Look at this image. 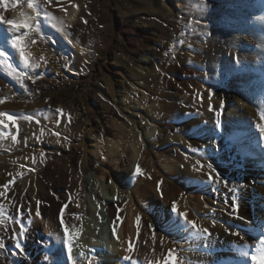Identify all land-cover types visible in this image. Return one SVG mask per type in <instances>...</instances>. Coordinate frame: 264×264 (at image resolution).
I'll return each mask as SVG.
<instances>
[{"label":"bare ground","instance_id":"1","mask_svg":"<svg viewBox=\"0 0 264 264\" xmlns=\"http://www.w3.org/2000/svg\"><path fill=\"white\" fill-rule=\"evenodd\" d=\"M54 1L56 2L51 0L52 3H49L47 0H39L41 9L51 14V17L54 18L50 21L44 20L43 17L38 19L35 16L36 14L34 15V12L28 6H25L27 0L9 3L8 7L0 6V15L4 17L5 21L11 19L23 23L26 17H31V19L27 20V23L31 27L28 29L21 28L19 33L9 32V26L6 23L4 25L0 24V47H10L9 41L14 35L33 34L35 37L41 36L40 47H36V51L33 50L34 52L31 51L29 54H25L29 58V65L27 67L21 62L17 50L14 51L13 63V66L17 70L22 69V72H24L29 68L33 73L38 74V78L42 76L37 70L38 67L42 68V70L46 68L42 65L44 58L48 66L54 68L50 57L58 52L64 54L67 48L72 51V54L74 53L73 57H71L74 62V68H81L88 59L87 48L78 40L71 37L67 31L69 24L74 23L75 25L79 16L82 19L84 18V16H81L83 10L82 2L80 3L78 0ZM167 1L172 3L176 10L180 7L182 8L183 5L185 7L179 12H172L170 7L156 9L153 3L146 2L143 9L130 10L127 14L122 10L119 13L114 9L111 14L114 19H119L120 16L123 23L129 24L126 27L123 24L120 26L118 21L119 31L113 35V38L117 37L124 44H127V46L128 43L131 47L133 44V50L129 58L132 64L131 68L122 69L118 65V60H114L113 62L112 59V61L108 60V68L103 65V68L108 71L106 78L112 97L118 96L121 102L131 103L134 109V111H131L133 114H130V125L123 123L120 126L122 133L127 135V132H129V135L126 137H130L128 143L131 146L129 165L132 175L128 178H123L122 180L114 178L117 175L110 168L108 174L101 172V184L94 177L86 178V180L82 177L77 182V171L72 165L69 166L63 162V159L60 158V153H63L65 159L68 157L73 159L79 148H83L85 153L82 168L85 170L93 162V157L96 159H100V157L112 158L118 166L124 154L122 142L120 140H107V147L105 148L103 137L96 140L89 139V134L94 135L97 132V130L95 131V129L90 127L87 133L79 135L70 143L65 137L68 136L69 128L76 123L78 114L71 109H68L65 113H61L60 109L57 110V113L46 109L48 105L44 102L43 89L45 90V87H43L42 83L39 85L33 83V81L20 75L19 71L13 74L5 67L4 63H0V72L3 76L7 77V79L13 78L21 84V87H17L18 94H27L30 96L29 100H33L31 106L26 105V102L24 104L21 103L19 106L16 103L18 101L17 98H13L12 96L14 92L6 89L5 93L0 94V98L8 95L7 92H9V98L4 103L0 101V112L13 116L22 113L31 114V112L38 114L40 112L42 118H38L33 125L37 129L36 132L39 133V137L48 140V138H44V134L49 132L48 129H50L55 139L58 140V142L55 140L56 142L54 141L53 145L46 146L43 152H39V150L36 154L29 151L23 152V158L27 161L26 163L33 165L36 169L39 168V173L44 175L43 180L39 182L41 192L39 193L36 187L40 174L26 172V175L32 177V186L34 185L33 191L28 194L27 198L25 197L23 200V192L18 195L17 187L8 199L4 200L0 198V205L7 207L5 215L10 217L3 225H0V244L4 245L0 247V264H16L12 262V256L13 249L16 248V237L19 236L20 241L23 240L20 231L21 223L25 225L24 232L29 234V237L38 234L39 245H37V248L34 247L35 249L31 250L32 254L37 256L38 264H68L65 256L64 233L61 231L59 220H55L53 217L51 218L47 215V212L59 215L65 204L68 205L67 207H70V218L73 224L76 222L74 236L78 240L77 250L79 251L77 252L76 259L78 263L76 264H113L112 262L123 259L125 256H130L131 260L136 262V264H160V261L166 258L170 248L183 250L180 254V260L184 264H246L247 257L244 253L247 251L249 254H252L256 251V244L262 238V235L258 233V228L264 223L263 211L258 206L260 203L264 205V201H262L264 198V141L260 137V142H262L260 148L263 146V153L261 164L259 161V169L249 168L246 171H238L234 165L236 163L234 157L231 156L229 158L228 154L225 153V136L229 135H225L224 137L220 135L215 126V121L218 119L219 107L227 103L225 126L228 134L231 128L235 130L242 128V130H245V135L250 132L249 125L251 123H248L249 121L243 118L242 121L245 125H241V120L238 118L240 114L238 115V113L236 114L232 110L234 106L232 104L238 103L240 105L241 101L249 98L237 91V89L235 90L234 83L239 76L247 75H252L254 81L259 80V83H264V23H261L257 19L264 16V4L259 7L258 13L260 15L255 19L249 20L247 14L237 12L240 14L236 15L232 11L228 12L222 9L220 5L235 4L237 6L242 1L246 4L247 2L255 4L257 0H230L232 3L225 0ZM205 4L207 5L206 9L203 7ZM252 8L256 9V6H252ZM168 10L172 12L169 15L167 14ZM226 12L230 16L241 17V23L234 18L225 20L224 15H226ZM252 12H255V10H252ZM219 18L223 26H227L228 24L232 25L231 27H241L246 33L252 27L253 30L250 31L252 36L249 35L247 37L251 38L250 41L248 42V39H246L237 44L236 41L233 42V39L228 38L229 35H226L224 32L220 33L219 31L211 33L210 37L209 31L211 29L204 26L203 22H216ZM198 20L202 23H199ZM179 21H185L186 23H178ZM249 21L251 24L247 25ZM83 23H85V19ZM204 30H206L207 35L203 36V39L202 34ZM218 30L220 29L218 28ZM35 37H32V39ZM50 40L58 47L53 44L51 45ZM157 42L166 44V48L170 49L164 53H159L161 47ZM177 43L182 44L187 49L186 53L184 51L187 56L184 55V59L180 60L173 67V71L169 73L179 79L176 84L179 88L175 86L177 90L174 91L178 94L168 89L173 84L171 85L167 80L164 81L166 88L160 87L157 91L155 89L156 94H154L155 92L151 89L149 82L155 77V71H165L160 61H173V52H175L173 47ZM4 44L6 45L4 46ZM229 53L230 55L232 54V57L238 56V62L242 65L239 70L237 69L238 71H236L233 63H229V58L231 57ZM220 66L228 72L222 73L221 68H219ZM148 70L150 75H148ZM213 70H215V73H213ZM229 72L233 73L234 79L226 86L221 81H224L226 76L231 74ZM125 79H128L132 83L134 88L132 90L135 91L128 93V84ZM218 80L220 82L217 84ZM116 83L122 84V93L119 86H115ZM146 92H150V94L146 95ZM215 92L216 96L214 97L213 94ZM171 94L173 97H169ZM130 95L132 96L130 97ZM252 95L250 94V96ZM254 97L251 98L253 99L252 101L257 105V108L262 109L264 104L254 99ZM174 100H177L179 104L175 103ZM63 107L65 106L63 105ZM146 107H149V109L147 108L148 113L149 110L150 113L152 110H155L154 117L147 116V118L152 120L150 123L152 125L155 123L156 125V127H153L155 136L148 135L142 138L140 132L134 127L132 120L133 115H137L135 111H138L140 114H146ZM125 108L128 109V107ZM126 112L128 111L126 110ZM186 113H189L194 119L183 123L181 126L182 131H180L178 124L188 119ZM248 117L250 116L248 115ZM251 117L253 124L261 123L259 115L251 114ZM34 118L36 119V117ZM0 119L8 121L6 116L0 117ZM201 122L203 126L197 131V124ZM236 122H238L237 126ZM167 128H170L175 135L178 132H183L182 134H184L185 138L178 135L173 136L174 144L168 142L167 145L166 143L163 145V148H153V142L156 139L159 140ZM209 129L211 130L209 131ZM233 129L231 132L235 133ZM4 130L5 128L0 126L1 166L5 165V163L2 164L4 159L13 158V155L6 156L5 152L10 143H15L18 146L17 148L24 146L22 142H19V134L16 130H14L13 135L15 139L13 137L6 138L3 132L9 131V129ZM212 130L216 143L214 153L217 157L213 155L211 159L204 160V156L202 155L204 151L196 152L195 150H206V148H203V142L198 141V139L195 140L193 135L196 136L203 133V136L208 138ZM252 130L256 132L255 127ZM232 136L237 141L242 137L241 134L238 136L233 134ZM169 138L171 139V137ZM15 140L18 141L16 142ZM241 146L239 144L238 151L242 153V156L245 154L246 158H248L249 155L240 149ZM216 149L220 150L218 154L215 152ZM250 156L253 159L250 163L247 161L249 164L256 158V152ZM56 161L61 164L56 166V169H53V163ZM209 163L215 169L212 172L213 183L208 182L210 170L207 165ZM138 165H141L142 175L135 177L134 174ZM97 171L96 173L99 174V171ZM216 172L220 174L219 180H216ZM245 174H247V181L244 184H240L237 179L245 176ZM18 176L17 173L11 179ZM172 177L182 181L180 190L174 188L175 190L172 191V187L174 185L177 186L167 180V178ZM106 179H111L113 182L110 181L107 184L105 182ZM163 179H166L167 182L162 187L161 182ZM224 180L228 182L227 185H225ZM76 182L79 183L77 190L74 189ZM24 186L23 183V189ZM233 187L236 189L242 188L243 192H245L243 203L239 209V218L230 214L231 197L233 196L231 189ZM0 190L1 192L3 191V186L2 188L0 187ZM52 191L56 192L55 196L51 195ZM179 191H181L182 196L178 195ZM89 194L93 196L91 199L88 198L90 197ZM41 196L46 200L42 203L43 205H39L38 203ZM29 198H33L30 205L24 204L27 203L26 201ZM164 203L169 204L170 210H172L175 203L178 206L179 212L188 214L189 220L195 221L200 228L209 229L212 232L211 237H208L206 240H199L179 216H172L168 213V210L166 211ZM218 205H221L224 212L219 210V213H215L216 209L214 208ZM155 208L158 209V212L161 211L162 215L166 213V217H157L158 215L154 212L146 211V209L152 211L151 209L154 210ZM28 209H31L30 214L28 213ZM18 210L25 213V215L22 217V220L15 221L11 217L16 216ZM37 210L40 212L39 217L36 215ZM106 213L107 222L112 230L111 236L106 238V234L96 236L95 233H90L91 227H89V223L92 224L94 221L99 220ZM81 216H83V221L85 222L84 228L82 226L83 221L79 219ZM138 218L140 220L139 235L137 234ZM261 220L262 223L260 224ZM29 221H33L34 225L29 226ZM43 221L48 225L46 234L38 233L37 226ZM251 222L256 224L258 230L257 236L254 233L253 238L249 237L243 230V227L246 228ZM76 227H79L80 230L82 229L80 231L81 236L79 237H77ZM117 229H120L119 233H117ZM237 231L240 233L239 236L228 234L229 232L235 233ZM130 241L133 247V252L131 253L127 251ZM233 251L234 253H232ZM39 252H42L41 258L38 255ZM4 255L7 256L5 259L2 257Z\"/></svg>","mask_w":264,"mask_h":264},{"label":"rangeland","instance_id":"2","mask_svg":"<svg viewBox=\"0 0 264 264\" xmlns=\"http://www.w3.org/2000/svg\"><path fill=\"white\" fill-rule=\"evenodd\" d=\"M225 1L232 3V1H230V0H225ZM53 2H56V1L53 0ZM78 2H80V3L82 2L81 4H83V8H82L83 10H82L81 16H84V18L82 19L79 16L75 25H74V23L69 24V28H67L68 29L67 31L71 37L78 40L81 44H83L87 48L88 59H87L85 65H83L81 68H74L73 67L74 62L71 59V57H73L74 53L72 54L71 53L72 51L67 48V49H65L64 54L58 52L55 55H52L50 57L52 59L51 63L54 64L53 65L54 68H50V66H45L46 67L45 70L44 69L42 70V68H40V67H38L37 70L39 71V73H41L42 76L45 74L43 77L42 76L40 77L39 83H42L43 87H45V90L43 89V92H44V102H45V104L48 105L46 109L51 110L54 113L55 112L57 113L58 112L57 110H59V108L64 105L68 109L74 110L75 113L78 114L76 124L74 127L72 125L69 128L68 136L65 137L66 140H68L70 143H72V140L76 139L79 135H83V134L87 133V131L90 129V127H92L93 129H95V131L97 130V132L94 135L89 134V139L96 140V139H101L100 137H103L105 148L107 147L106 146L107 140H112V141L113 140L114 141L120 140L122 142V145H123L122 150H123L124 154H123L122 158L120 159L118 166L116 165V162L112 158H109V157H107V158L103 157L105 160L102 157L100 159L95 160L96 158L93 157V159L94 158L95 159L93 160V162H91L87 166L86 172H85L86 174L84 173L85 176H83L85 178V180H86V178L88 179V178L94 177V179L96 181H99L101 184L102 183L101 172H105L106 174H108V172H110L109 171L110 168L113 169V171H115V173L117 175L114 178H119L122 180L123 178L125 179V178H128L130 175H132L131 174V167L129 165L130 164L129 158L131 155V146L128 143H129L130 137H126L129 135V132H127V135L123 134L122 131L120 130V126L123 123H125V125L129 124V120H131L130 114L132 113L131 111H134V109H133V106H131V103L121 102L120 98L118 96L112 97L110 90H109V84H108V81L106 78L108 71H107V69L103 68V65H105L108 68V60L109 61L113 60V62H114V60H118V65L122 69L131 68L132 64H131L129 58H130L132 50H133V44H132V47L129 45V43L127 46V44H124L117 37L113 38V35L115 33H118L117 31H119L118 30L119 29L118 21H119L120 26H122V24H123V26L126 27V26H129V24L123 23L120 19L119 14H118L119 19H114V17L111 15L113 12L112 10L115 9L119 13H120V10H122L127 14L130 12V10L143 9L146 2H149V3H153V5L156 9H164L166 7H168V8L170 7V10L172 12H176V11L179 12L182 8L185 7V5H183L182 8L180 7L179 9L176 10V8L173 7L174 5L172 3H169V1H167V0H105L104 5L102 4L103 0H102V2H101V0H78ZM221 3H223V2H221ZM248 3H249V5H247ZM247 4L243 1L240 4H237V6L235 4H230V5L221 4V8L225 9L228 12L232 11L236 15L240 14V13L247 14V16L249 17V20H252V19L257 18V16L260 15L258 13L259 12L258 10H259V7L264 4V0H257L255 2V4L247 2ZM252 6H256V9H253ZM110 7H112V8H110ZM170 10L167 11L168 15L170 13H172ZM252 10H255V12H252ZM237 12H240V13H237ZM233 18L235 20H238L240 23L242 21L241 17H239V16H230V15H228L227 12H226V15H224L225 20L226 19L230 20ZM84 19H85V23H83ZM183 22L186 23L185 21H179L178 23H183ZM199 23H202V22L199 21ZM209 23L210 22H208V21L203 22L204 26H207L208 28L211 29L209 31L210 37L212 35L211 33L219 31L220 33L224 32L226 35H229V37L228 36L227 37L233 39L232 40L233 42L236 41L237 44H239L240 41L246 40V39H248V42H249L251 39V38H247V37H249V35L252 36V34L250 33V31L253 30L252 27L250 29H248L249 32L246 33V31L241 27H231L232 25H228V24H227V26H223L221 24L220 18L216 22L211 21L210 25H209ZM0 24L4 25V23H0ZM249 24H251L250 21L247 22V25H249ZM220 25H221V27H220ZM70 26H72V27H70ZM218 28L220 30H218ZM203 34H202V38L204 39L203 36L207 35L206 30L203 31ZM50 43H52L51 40H50ZM157 44L160 45V47H161L159 50V53H164L165 51L170 49V48H166V44L165 45L160 44L159 42H157ZM54 46H56V45H54ZM56 47H58V46H56ZM173 50L175 51V52H173V56H174L173 61L168 62L167 60H164L163 61L164 63L160 61V64H162L163 70H165V71H161V70L155 71V73H156L155 77L152 78L149 82L150 87L152 90H154V92H155V89L157 91V90H159L160 87H162L164 89L166 88V86L164 84L165 80L169 81V83L171 85L173 84L172 86L168 87V89L171 92L176 91L177 90L176 87L179 88V86L176 85L177 80H179V79L177 77L173 76L172 74H169V73H171L170 71H173V67L175 65H177V63H179L180 60L184 59V57L187 56L185 54L187 49L185 47H183L182 44L177 43V45H174ZM34 51H36V50L34 49ZM184 51H185V53H184ZM69 54H71V55H69ZM229 56H231L230 58L228 57L230 59L229 63L230 64L233 63L234 67L236 68V71H238L242 66L238 62V58H237L238 56L235 55L234 57H232V54L230 55V53H229ZM151 57H152V54H151ZM42 65L44 66L43 63H42ZM57 67H59V68H57ZM219 68H221L222 73L228 72V71L224 70L223 67H221V66ZM19 70L22 71V69H18L17 71H19ZM21 71L18 72L20 75H22V73H23ZM214 71L215 70H213V73H215ZM58 72H60V73H58ZM229 73L233 74L232 72H229ZM148 75H150L149 70H148ZM162 76H163V78H162ZM252 77H253L252 75H247V76H239L238 79L236 78L237 80H239V83H238V81H236L234 83L235 90L237 89V91L245 94L249 98L241 101L240 105H238V103L232 104V106L233 105L235 106V107L233 106L232 110L235 111L236 114L237 113H238V115L240 114L238 118H239V120H241V122H240L241 125H245V123L242 121L243 118L248 120L249 121L248 123L252 124V125L250 124L251 126L249 125V131L250 132L246 133V135H245L244 129L242 130V128H241V129L235 130L233 128L230 129V127H229V129H230L229 135H233V134L235 136H238L240 134L242 135V137L238 140V142L240 145H242L240 147V149L244 153H247L249 155L250 158L249 157L247 158L249 163L253 159V157L250 156L252 154L250 152V149L253 147L255 148L253 155L256 152V158L251 162L250 169H259L258 167L260 166L261 161H262L263 146L260 148V145L262 142H260V135L257 132V129H256L257 133L252 130L255 127L256 123L255 122H254L255 124L252 123L251 114L252 115L253 114L259 115L258 113H260L261 111H264V107L262 109L257 108V105L252 101L253 99H251V98H253L255 95H257L256 97H254V99H256V100L260 101V103L262 102V104H264V91H262V90H264V88H263L264 83H259L260 82L259 80H258L259 82L254 81L253 80L254 78H252ZM5 78L7 79V77H5ZM51 79H53V80H51ZM7 80H9V79H7ZM125 80H127L126 83L128 84V93L135 91V90H132V89H134L132 83L130 81H128V79H125ZM12 81H14L15 86L21 87V84L17 80L12 78ZM219 82L220 81L218 80L217 84ZM122 84H123V82H122ZM122 84L116 83V85H115L116 87L119 86L121 93L123 91L122 87H121ZM248 89H249V91H247ZM258 90H259V92H258ZM19 94H22V93H19ZM145 94L148 95V94H150V92H146ZM154 94H156V92ZM175 94H178V93H175ZM250 94H253V95L250 96ZM131 96L132 95H130V97ZM169 97H173V95L171 94ZM257 97H258V99H257ZM16 98L18 100V101L16 100L17 101L16 103L19 104V106L21 103L24 104V102H26V105H29V106H31L33 104V100H29L30 96L27 94H22ZM10 100H12V99H10ZM174 102L179 104V102L177 100H174ZM125 107H128L129 110L126 109ZM147 108L149 109V107L145 108L146 112H147ZM136 109H138V108H136ZM126 110L128 112H126ZM154 111L155 110H152V112L150 113V110H149V113L147 112L146 114H140L138 111H135L137 113V115H133L134 121L132 120V123H133L134 127L136 128V130H138L140 132V136H142V138L144 136L147 137L148 135H150L152 137L155 136V131H154L153 127H156V125H155V123H153V125H152L150 123L152 120L147 118V116L148 117H151V116L154 117V113H155ZM40 114H41L40 112H38V114L37 113L34 114V112H31V114L30 113H28V114H26V113L17 114L18 119L24 125L23 133H21V138H22L21 142L33 154L34 153L36 154L38 152L37 150L40 148L38 145L39 141H43L45 144H48L50 146L54 144L55 140L58 142V140L55 139L54 134H52V131L50 129H48L49 128L48 126H46V127H48L47 129L49 132H46V134H44V138L45 139L48 138V140H44L41 137H39V133L36 132L37 129L35 127H33V125L36 123V120L38 118H42V114L41 115ZM183 114H185V112H183ZM186 114L188 116V119L183 120L184 122L181 121L179 123L180 125L178 124V129H180V131H182L181 126L183 123L187 122L188 120L192 121L194 119L193 116L189 115V113H186ZM248 115L250 117H248ZM34 117H36V119ZM197 125H198L197 131H199V129L202 128L203 123L201 122L200 124L198 123ZM131 127H133V126L131 125ZM198 127H200V128H198ZM232 129L235 131V133L231 132ZM210 130L211 129H209V131ZM212 132H213V130L211 131V135L208 138L204 137L203 133H201L200 135L197 134L196 136L192 134L194 136L195 140L198 139V141H202L203 142V148H206V150L201 149L204 151V152H202V155L204 156V160H207L208 158L211 159L212 156L215 155L214 147L216 148V146H215L216 143L214 141V135ZM172 133L173 132L171 131V129L167 128L165 130V132L163 133V135L160 137V139L159 140L156 139L153 142L152 147L155 149L163 148L164 147L163 145L165 143L167 145L168 142L174 144L175 142L173 140V136L175 137L178 135V136H182L183 138H185V136H183L184 134H182L183 132H178V134H176V135L174 133L173 134ZM254 134H255V136H254ZM169 137H171V139ZM32 146L36 147V149L34 151L32 149H30V147H32ZM17 147L18 146L15 143L14 144L10 143L7 147L8 150H5V151H8L6 153V156H10L11 155L10 153H12L14 156L12 159H10V158L4 159V162L2 163V164L5 163L4 166H1V162H0V184L1 185L4 184V182L8 181L14 175H17V173L19 174L20 170L23 168L22 162L25 161L23 158L24 154L23 153L17 154L16 153V151L18 150ZM39 152H43V150H39ZM84 153H85L84 149L79 148V150L76 152V155H75V157H73V159H71L69 157L66 159L65 158L63 159V162L65 164H67L69 166L72 165L73 168L77 171V173H76L77 182L79 179L82 178L81 177L82 176L81 168H82V164H83ZM202 155H201V157H202ZM104 161H105V163H104ZM259 161H260V164H259ZM132 162H133V160H132ZM53 164H54L53 169H56V166H59L61 163L56 161ZM159 168L162 169L161 166H159ZM36 170L39 173V168ZM97 170L99 171V174L96 173ZM26 172L27 171H23V173H26ZM31 178H28L27 180H24V182H21L17 185L18 193H19L18 195H20L23 192V196H22L23 200L25 199V197L27 198V196L30 192L33 191L34 185L31 187V184H33V179H31ZM43 178H44V175L40 174L39 180L36 182V187H37V190L39 193L41 192L40 188H39V182H40V180H43ZM167 180H169V181H171L177 185V186H175L174 184H172V185H174V187H172V191L175 190L174 188H176V190H180L182 181L177 180L174 177L167 178ZM110 181L113 182L111 179L105 180V182L107 184L110 183ZM77 182L74 184L75 190H77V187L79 188ZM23 183L25 185L24 189L22 188ZM1 185H0V187H1ZM96 189L98 190V188H96ZM180 194H181V191H179L178 195L182 196V194L181 195ZM89 196H90V194H89ZM41 197H42L41 199L45 200V198H43V196H41ZM92 197L93 196H90L88 198L91 199ZM163 199H165V197H163ZM173 199H175V198H173ZM32 200H33V198H31V199L29 198L26 201L27 203H24V204L30 205V202ZM163 201H165V200H163ZM262 201H264V198L262 199ZM164 204H165L164 206H165L166 211L168 210V213L173 216V214H171V212H170L169 204L168 203H164ZM258 206L261 207V209L263 211V218H264V205H262L260 203V204H258ZM27 208H29V207H27ZM143 209H144V207H143ZM214 209H216L215 213H219V210L220 211L224 210L223 208H221V205L216 206ZM214 209H212V211H214ZM151 210L152 211H150L149 209H146L147 212H154L156 215H158L157 217H160V216L163 218L166 217V213H163V215H162V212L161 211L158 212L157 208H155L154 210L153 209H151ZM157 212H158V214H157ZM47 215H49L51 218L53 217V219H55V220L58 219L57 214L47 212ZM106 215L107 214H104L102 218L97 220L98 222L94 221L92 224L89 223V225H90L89 227H91L90 233L93 232V234L95 233L96 236L106 234L107 238L110 237V236H108L110 230H109ZM92 216H93V213H92ZM263 218H262V220H263ZM262 220H261L260 224L262 223ZM31 224H32V222L30 223V225ZM217 224L220 225L218 222H217ZM37 227H38V233H43V234L47 233L48 225L45 221L41 222ZM243 228H244L243 230L245 231V233L249 237L253 238L254 233H256V236H257L258 230H257V226L255 223L251 222L248 224V226H246V228L245 227H243ZM37 245H39L38 234L33 235L29 238L28 249L25 250L21 255H16L15 253L13 254L15 256L14 261L17 264H38L37 257L34 254H32V251H31L32 249L37 248ZM41 253L42 252H39V254H38L40 258H41V256H40ZM232 253H234V251ZM246 260H247L246 264H252V262L250 260L249 261H248V259H246Z\"/></svg>","mask_w":264,"mask_h":264},{"label":"snow or ice","instance_id":"3","mask_svg":"<svg viewBox=\"0 0 264 264\" xmlns=\"http://www.w3.org/2000/svg\"><path fill=\"white\" fill-rule=\"evenodd\" d=\"M47 2H51V0H47ZM0 4H3V6L7 7V0H0ZM27 6L29 8L32 9V11L36 14V17L39 19L41 17L44 18V20L46 21H50L52 19H54L53 17H51V14L47 13L46 11H43L39 5V0H27ZM205 9L207 8V5L205 4L203 6ZM31 19V17H26L25 18V22L20 23L14 20H7L5 21L4 17L2 15H0V23H6L9 28L8 31L9 32H13V33H19L21 28L24 29H28L31 27V25L29 23H27V20ZM261 23H264V16L258 17L257 18ZM37 27H39V25H37ZM9 45L12 49L17 50L19 53V58L21 60V62L24 64L25 67H27L29 65V58L25 55V46L23 44V37L20 35H14L12 37V39L9 41ZM11 56L10 54L2 47H0V63H4L5 67L13 74L17 73V68L13 66L12 62H11ZM22 74H26V73H22ZM260 115V120L261 123L256 124L255 127L258 131V133L260 134L261 140L264 141V111H261L259 113ZM7 118L8 121L15 123V118L13 115L11 114H7V113H2L0 112V117H5ZM217 129L221 130V122L219 121V119L217 120ZM0 126H3V128L7 129L9 128V124L5 123L4 120L0 119ZM13 139H15V137H13ZM196 152H202L203 150L201 149H196ZM209 171V175H208V182L209 183H213V176H212V172L215 171V169H213V165L211 163H209L207 165ZM136 174L137 175H142V170L137 167L136 169ZM220 179V174L219 172H216V180ZM225 185L228 184L227 181L224 180ZM7 189V186H5V190ZM231 191L233 193L237 192V189L235 187H233L231 189ZM0 196H3V193H0ZM232 200V205H231V215L239 218V203H238V197L236 195H233L231 197ZM227 202V201H225ZM67 204L63 205L62 211L60 213V223L63 225V232H64V247L67 253V258L68 261L70 262V264H75V261L72 258V252H73V247H72V241L74 239V236L72 234V232L70 231L69 227L64 224V220H63V215H64V209H67ZM172 211L176 213L177 216H179L186 225H188V227L192 230L193 234L200 240V239H204L206 240L209 236L212 235V233L210 232L209 229L207 228H200L197 223L193 220H189L188 219V214L187 213H181L178 210V206L174 203L173 207H172ZM31 209H28V213L30 214ZM25 215V213L21 212V211H17L16 216L11 217V219L15 220V221H20L22 220V217ZM36 215L39 217L40 216V212L37 210ZM10 217L5 215V209L3 205H0V225H3L5 223V221L7 219H9ZM139 226H140V220L139 218L137 219V234L139 235ZM25 229V225L23 223H21L20 226V231L21 233L24 232ZM228 234H234L236 236H239L240 233L237 231L235 233H231L229 232ZM4 245L0 244V247H3ZM206 246V245H205ZM15 247L16 249H18L21 253L23 252V247L22 244L20 242V238L19 236L16 237V243H15ZM127 251L129 253L133 252V247L131 244V241L129 242V247L127 249ZM244 255L247 257L248 260H250L252 262V264H264V237H262L259 242H258V247L256 249V251L252 254H249L247 251L244 253ZM124 259L126 261H130V264H136V262L131 260L130 256H125ZM160 264H184L183 261L179 260L177 258V256L175 255L173 250H170L166 256V258H164L162 261H160Z\"/></svg>","mask_w":264,"mask_h":264}]
</instances>
